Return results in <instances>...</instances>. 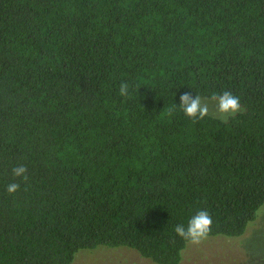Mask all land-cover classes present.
<instances>
[{"label": "trees", "instance_id": "16d2710c", "mask_svg": "<svg viewBox=\"0 0 264 264\" xmlns=\"http://www.w3.org/2000/svg\"><path fill=\"white\" fill-rule=\"evenodd\" d=\"M187 91L241 111L193 120ZM263 204L264 0H0V264H180L178 224L239 238Z\"/></svg>", "mask_w": 264, "mask_h": 264}, {"label": "rangeland", "instance_id": "374dc122", "mask_svg": "<svg viewBox=\"0 0 264 264\" xmlns=\"http://www.w3.org/2000/svg\"><path fill=\"white\" fill-rule=\"evenodd\" d=\"M202 99L209 107V115L219 118L215 102ZM71 264L152 263L130 249L97 248L79 251ZM180 264H264V204L257 211L256 219L248 224L242 237L203 238L198 243H190L182 253Z\"/></svg>", "mask_w": 264, "mask_h": 264}, {"label": "clouds", "instance_id": "9594fccd", "mask_svg": "<svg viewBox=\"0 0 264 264\" xmlns=\"http://www.w3.org/2000/svg\"><path fill=\"white\" fill-rule=\"evenodd\" d=\"M129 85L127 83H121L119 93L121 96H127ZM216 104V112L222 120H226L229 116H234L241 110V103L239 97L234 96L231 92L224 91L222 94L213 93L209 98ZM180 103L176 105L179 109L189 118L203 119L209 114V107L205 103L200 95H193L191 91L183 92L179 97ZM168 110V115L171 116L175 107ZM27 167L24 165L14 166L12 168V174L14 177H19L23 180H27ZM20 189V184L17 182L9 183L6 187V191L12 195ZM212 217L204 210L196 212L192 216L187 226L178 224L174 231L178 237L189 241L191 243H198L201 239L205 238L212 227Z\"/></svg>", "mask_w": 264, "mask_h": 264}]
</instances>
